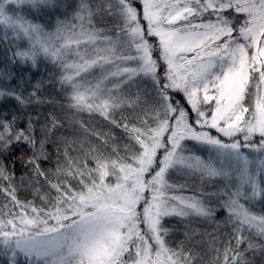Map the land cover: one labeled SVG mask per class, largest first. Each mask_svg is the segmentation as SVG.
Returning a JSON list of instances; mask_svg holds the SVG:
<instances>
[{
  "label": "snow or ice",
  "instance_id": "6c2138e0",
  "mask_svg": "<svg viewBox=\"0 0 264 264\" xmlns=\"http://www.w3.org/2000/svg\"><path fill=\"white\" fill-rule=\"evenodd\" d=\"M0 264H264V0H0Z\"/></svg>",
  "mask_w": 264,
  "mask_h": 264
},
{
  "label": "trees",
  "instance_id": "16d2710c",
  "mask_svg": "<svg viewBox=\"0 0 264 264\" xmlns=\"http://www.w3.org/2000/svg\"><path fill=\"white\" fill-rule=\"evenodd\" d=\"M40 70L42 71V73H41V75L38 76V77L33 76V73H32V77H33V81H32V82H33V83H34L36 80L40 79V78H45V79H47V78L49 77V72L52 71L53 69H52V68H44V66H43V67H40ZM45 88L48 90V94H49V95H54L55 92H56V89L52 88L51 85L46 84V85H45ZM45 107L50 109L51 106H45ZM115 132H116L118 135L120 134V130H119V129H115ZM49 150H50V151L52 150L51 145H49ZM16 154H19V149H17ZM45 167H50V165L45 164ZM19 173H20V167H19V165H18V166H17V174L19 175ZM21 195L23 196V195H25V193H21Z\"/></svg>",
  "mask_w": 264,
  "mask_h": 264
},
{
  "label": "rangeland",
  "instance_id": "374dc122",
  "mask_svg": "<svg viewBox=\"0 0 264 264\" xmlns=\"http://www.w3.org/2000/svg\"><path fill=\"white\" fill-rule=\"evenodd\" d=\"M41 67H43V66H41ZM44 68H52V65L44 66ZM41 73H42V71H41L40 68H39L38 70H35V71L33 72V76L38 77V76L41 75ZM201 154H202V155H206V153H201Z\"/></svg>",
  "mask_w": 264,
  "mask_h": 264
}]
</instances>
